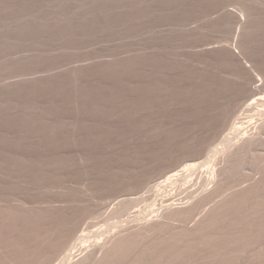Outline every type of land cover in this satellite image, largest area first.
Here are the masks:
<instances>
[{
	"label": "rangeland",
	"instance_id": "1",
	"mask_svg": "<svg viewBox=\"0 0 264 264\" xmlns=\"http://www.w3.org/2000/svg\"><path fill=\"white\" fill-rule=\"evenodd\" d=\"M0 264H264V0H0Z\"/></svg>",
	"mask_w": 264,
	"mask_h": 264
},
{
	"label": "bare ground",
	"instance_id": "2",
	"mask_svg": "<svg viewBox=\"0 0 264 264\" xmlns=\"http://www.w3.org/2000/svg\"><path fill=\"white\" fill-rule=\"evenodd\" d=\"M240 17H241V16H240ZM240 19H241V18H240ZM240 19H238V20L240 21ZM239 21H238V23H239ZM256 80H257V78H256ZM254 82H255V84H256V81H254ZM257 84H258V82H257ZM257 84H256V85H257Z\"/></svg>",
	"mask_w": 264,
	"mask_h": 264
}]
</instances>
